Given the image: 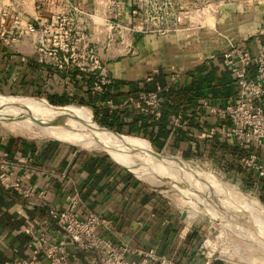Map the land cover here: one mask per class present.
<instances>
[{"label": "crops", "instance_id": "1", "mask_svg": "<svg viewBox=\"0 0 264 264\" xmlns=\"http://www.w3.org/2000/svg\"><path fill=\"white\" fill-rule=\"evenodd\" d=\"M186 1L191 3L195 0ZM105 3V0H0V12L5 10L12 15L21 14L29 21L45 22L52 15L71 13L72 8L80 9L82 14L78 17L79 22L84 23L91 33L90 37L99 50L102 64L111 80L104 88L110 96L107 101H113L118 107L133 95V90L138 91L136 93L144 92V85L149 83L147 79L154 76L161 75L167 85L171 74L178 72L177 84L172 87L180 90L187 88L193 79L210 73L212 86L215 85L217 91L221 90L222 93L212 99L205 90L203 99L196 102L192 111L203 113L195 121L201 119L204 123L205 119L207 125L204 127L216 125L217 122L209 117L204 105L230 104L237 95L236 85L223 67L222 54L230 43L251 54L257 53L264 40L258 35V31L264 29V0H223L216 6L217 12L212 15L211 24L203 30H192L180 37L173 34L156 37L132 33L124 37L122 45H118L117 30L112 33L107 31L108 28L112 24L127 26L129 22L135 23L136 19L125 15L116 21L106 8L103 32L99 33L92 22L93 6L103 7ZM102 48L107 50L104 52ZM24 61L34 62L27 40L9 47L0 44L1 87H13L26 92L28 96L40 92L49 96L64 95L68 99L77 97L90 101L99 115L108 112L104 108L106 100L102 105L94 102L92 97L95 89L92 83L86 87L78 77L71 81L72 73L63 75L51 70L46 78L48 72L40 67L28 73L21 70ZM248 75L252 77L254 71L250 70ZM73 82L77 83V88H72ZM96 95L101 96L98 93ZM176 115L187 121L188 115H183L181 110ZM2 129L0 127V159L13 166L15 177L23 187L33 186L37 192L44 191L45 196L44 199L38 196L24 199L11 189L0 186V264H14L28 259L31 238L23 233L24 217L43 218L49 206L64 209L67 196L74 190L80 194L81 215L88 211L113 222L112 235L104 230L98 233L102 238L111 239L116 246L130 245L138 250L154 248L158 254L167 256L175 264L204 263L202 252L193 250L192 234L187 238L190 244H184V241L176 243V233L169 223L163 201L147 191L118 160L115 159L123 168L108 155L88 154L56 141L29 143L8 135ZM199 130L198 124L193 128L182 129L191 138V142L183 141L175 146L181 149L182 155L196 154L198 158L204 159L203 156L209 154L204 152L202 142L205 140L198 139ZM259 152L251 148L244 156ZM49 234L54 241L63 239V234L55 224L50 226ZM67 248L71 253L70 264H88L89 254L76 250L69 241Z\"/></svg>", "mask_w": 264, "mask_h": 264}, {"label": "built area", "instance_id": "2", "mask_svg": "<svg viewBox=\"0 0 264 264\" xmlns=\"http://www.w3.org/2000/svg\"><path fill=\"white\" fill-rule=\"evenodd\" d=\"M212 1L195 0L190 3L186 0H109L108 11L114 20L118 21L125 15L136 19L135 23L129 22L127 26L112 24L109 31L117 30L115 32L121 45L124 44V37L132 33L156 37L173 34L180 37L192 30L207 27L201 25L199 18L217 12L216 7L215 10L210 7L209 3ZM219 3L216 4L217 7ZM81 14L80 10L72 8L71 13L52 15L42 22L29 21L21 14L12 15L3 10L0 12V44L9 47L27 40L37 65L49 67L58 74L77 72L89 76L95 91L103 95V88L111 80L96 45L86 32L85 24L79 22L77 15ZM258 35L264 38V29L259 30ZM108 41H111L110 37ZM222 64L236 85V99L223 106L204 105L209 117L217 124L206 128L201 119L196 121L200 127L198 139L208 141L219 137L236 147L247 145L260 150L259 153L236 159L244 170L246 179H249V183L259 193L264 183V40L255 55L235 44H229L227 51L222 54ZM250 70L254 71L252 77L248 75ZM178 78V72H174L166 88L156 87L150 93L139 92L136 97H128L119 107L108 100L104 108L109 113L130 109L140 116L158 120L161 116L159 95L166 93L168 87L175 86ZM151 80L149 78L147 82ZM187 125L188 122L180 115L170 117L172 133L176 129H186ZM0 186L11 189L24 199L33 196L44 199L45 196L44 191L37 192L33 186L23 187L15 177L13 166L1 159ZM80 206L82 207L80 194L78 190H74L67 196L64 209L49 206L43 218L24 217L23 233L31 238V252L28 259L14 264H70L71 253L68 251L67 241L76 250L89 254L88 264H175L167 256L158 254L154 248L138 250L130 245L116 246L111 239L102 238L98 231L104 230L112 235L113 222L88 211L81 215ZM52 224L61 231L63 239H51L49 231ZM188 231L185 235L181 233L178 236L180 242L186 240L187 233H190ZM202 247L206 250L202 252L203 264H240L234 260L239 256L235 253L221 257L218 252H208L204 244ZM216 253L219 257L215 256ZM230 256L233 259H229Z\"/></svg>", "mask_w": 264, "mask_h": 264}, {"label": "rangeland", "instance_id": "3", "mask_svg": "<svg viewBox=\"0 0 264 264\" xmlns=\"http://www.w3.org/2000/svg\"><path fill=\"white\" fill-rule=\"evenodd\" d=\"M105 2L106 3L103 7L93 6L94 12L92 14L94 18L92 22L93 26L96 27L97 30H99V33L103 32V20H105L106 8H108L109 0H105ZM217 3H219V1H212L209 3L212 10H215L214 7H216ZM99 15L103 16L100 17ZM77 16L80 17L81 15ZM211 18L212 15H209L208 17L200 16L199 20L201 21V25L209 26L211 24ZM107 31H109V28ZM86 32L90 36L91 33H89L88 29H86ZM96 40L97 39H95V41ZM120 41L121 40L119 39L118 45H121ZM102 49L104 52L107 50V48ZM116 49L117 51H119L118 48H115V50ZM0 95H2L7 101L10 102H23L32 100L46 101L44 98L40 97H29L26 92L16 90L13 87L3 88L0 86ZM74 105L75 107H84L89 110L92 113L94 123L101 127L99 121H97L99 117H97L93 113L92 108L79 106L76 104H67L61 107L64 108ZM17 120L25 123L29 127V129H31L34 136L33 138L12 135L5 129L2 130H4L8 135L19 137L29 143L43 144L46 142L56 141L51 139V136L56 135L64 136L65 138L69 139H72L75 136L80 140H83L84 138L83 133L82 135L79 133V126L76 125L70 118L35 119L30 115L22 116V118L14 115L6 120V122L11 123ZM104 129L116 134V132L114 131L108 130L106 128ZM117 135L120 134L117 133ZM120 136L130 137V140L146 142L150 145L147 140H144L140 137L127 136L126 134H121ZM60 143L62 142L60 141ZM66 145L74 146V148H76L77 150L88 154H99L106 156L111 155L114 159L118 160V162L122 166H124L122 161L115 155L97 151H89L88 149L81 148L74 143H66ZM152 150L154 151L153 148ZM154 152L157 153L156 151ZM157 154L163 156L169 155L171 157L179 158L182 162L188 165L193 173L196 174L197 180L201 185L210 187L211 189H215L217 191L219 189V191L222 192V198L224 199H231L232 194L230 193H236L235 190H238L239 193L244 195L252 194L258 199L259 193L254 189V186L251 183H247L246 180L244 181L241 178V174H239V171L232 167L233 165L231 162H227L224 159L215 160L211 157V155H206L205 157L203 156L204 159H201V157L198 158L196 154H193L192 158H184L181 154V149L173 148L169 143L160 153ZM138 181L147 191H150L151 194L155 195L159 198V200L163 201L166 215L170 218L169 223L173 225L174 232L176 233V243L180 244V241H178V236H180L182 232L186 233V230H184V228H186L187 226L189 230L188 232H190L187 233V235L192 234V247H194L193 250L195 252H206V250L202 246L205 241H208L210 245L213 244V252H218L219 254H221V257L226 252H241L239 256H236V258H234V260H236L240 264H264V243L255 242L253 238L247 237V233L248 231H250V227L247 225V221H238L237 224H234L228 223L227 221L218 217L209 218L207 216H201L202 214L197 213V207L188 199H185V197L174 186L167 183L164 184L163 182L147 183L140 180ZM225 192L229 194H225ZM187 238L188 236L186 237V240L184 242L188 245L190 244V242ZM219 254L216 253L215 256L219 257ZM231 257L232 256L228 258L233 259V257Z\"/></svg>", "mask_w": 264, "mask_h": 264}, {"label": "bare ground", "instance_id": "4", "mask_svg": "<svg viewBox=\"0 0 264 264\" xmlns=\"http://www.w3.org/2000/svg\"><path fill=\"white\" fill-rule=\"evenodd\" d=\"M14 115L21 118L30 115L35 119H72L79 126V133L81 135L83 133V140L77 139L76 136L69 139L60 135L51 136V139L65 144L74 143L89 151L115 155L136 179L147 183L163 182L174 186L185 199L197 207V213L202 214L201 216L218 217L234 224L238 221H247L250 227L247 237L253 238L255 242L264 243V206L254 195H244L235 190L236 193H230L232 194L231 199L222 198V192L219 189L218 192L201 185L196 174L179 158L159 155L146 142L133 141L129 139L130 137L105 130L94 123L92 113L86 108L75 107V105L64 108L54 107L44 100L10 102L0 95V126L12 135L33 138L31 129L25 123L18 120L11 123L6 122ZM108 156L121 166L111 155ZM225 194L229 193L225 192ZM184 230L187 232L188 227L186 226ZM204 246L209 252L215 253L212 248L213 244L210 245L208 241H205ZM232 253L241 254V252ZM229 254L231 252H226L223 256Z\"/></svg>", "mask_w": 264, "mask_h": 264}, {"label": "trees", "instance_id": "5", "mask_svg": "<svg viewBox=\"0 0 264 264\" xmlns=\"http://www.w3.org/2000/svg\"><path fill=\"white\" fill-rule=\"evenodd\" d=\"M24 62H23L24 66L21 65V70L27 71L28 73L37 71L36 67H40L41 69L48 72L46 74V78L49 77L50 70L51 72H55L53 69L49 67L37 65L32 61H28L25 63ZM70 77H71L70 78L71 81H73L74 78L78 77L80 78L81 83H85L86 87L91 86L92 79L89 76L76 72V73H72ZM151 79H152L151 82L146 83L142 89V91H144L145 93L154 92L156 87L166 88V86L168 85L164 83L165 80L161 75L154 76ZM215 87H216L215 85L212 86L210 73L200 78L193 79L191 84L187 88L175 90L173 89L172 86L168 87L166 93L159 95V98L161 100V116L158 120H155L152 117L140 116L134 110H130V109L129 110L123 109L120 112H112V113L104 112V113H100L99 115L98 111H96L95 108H93V104L90 103V101L86 102L83 99L77 97L68 99L64 95L49 96L44 93L42 95L40 92H35V93L33 92L31 95H29V97L44 98L46 99L49 105L54 107H61L67 104H76L79 106H86L93 108V113L97 117H99L97 121H99L101 127L114 131L120 135L126 134L127 136H135V137L143 138L144 140H147L150 143L154 151L160 153L165 147V143L168 139H170L169 143L173 148H176L175 146H178V143H181L183 141L191 142L190 140L191 138L189 137V135H187V133L183 132L181 129H176L175 132L173 133L171 132V128L169 126L170 117L176 115V113L181 110V113L183 115L185 114L188 115L187 117L188 128L195 127L197 125L195 118L202 116L203 113L199 112L198 110L192 111V108L193 106H196L195 105L196 102L203 99L205 90L208 92V96H210V98L212 99L217 98L218 94H221L222 92L221 90L220 92L217 91ZM72 88H77L76 82L72 83ZM225 88L226 85L224 89ZM136 92L138 91L133 90L132 91L133 95L131 97H136L138 94ZM96 94L97 93L94 91V96L92 98L94 102L95 101L97 103L100 102L101 105L104 103L105 100L107 101V99H109L110 97L109 95L106 94L105 91L103 95L99 97ZM117 114H120L121 118L118 117ZM206 123L207 122L204 119L203 125L204 126L207 125ZM122 127H126L125 130L122 129ZM169 136L171 137L169 138ZM202 144L204 147V152L209 153L207 155L209 156L211 155V157L215 160L224 159L227 162H231L233 165L232 167H234L237 171H239V174H241V178H243L244 181L246 180L247 183H249V179H246V177L244 176V170L239 166L238 161L236 159L244 156V154L250 151L251 149L250 146L246 145L242 147H236L219 137H213L211 140L208 141L205 140L204 142H202ZM183 157L191 158L193 157V155H191L190 153H186L183 155ZM258 199L260 203L264 205V183H262V186L260 188ZM189 236L190 235L188 234V237Z\"/></svg>", "mask_w": 264, "mask_h": 264}, {"label": "water", "instance_id": "6", "mask_svg": "<svg viewBox=\"0 0 264 264\" xmlns=\"http://www.w3.org/2000/svg\"><path fill=\"white\" fill-rule=\"evenodd\" d=\"M103 128V127H102ZM117 134V133H116ZM56 142H58V141H56ZM72 147H74V146H72Z\"/></svg>", "mask_w": 264, "mask_h": 264}]
</instances>
